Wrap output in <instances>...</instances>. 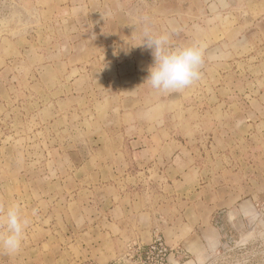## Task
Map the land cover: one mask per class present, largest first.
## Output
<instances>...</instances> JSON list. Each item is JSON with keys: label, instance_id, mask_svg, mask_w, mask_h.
<instances>
[{"label": "rangeland", "instance_id": "1", "mask_svg": "<svg viewBox=\"0 0 264 264\" xmlns=\"http://www.w3.org/2000/svg\"><path fill=\"white\" fill-rule=\"evenodd\" d=\"M145 27L202 43L200 79L152 89ZM12 202L30 223L0 264H182L215 228L206 264H264V0H0Z\"/></svg>", "mask_w": 264, "mask_h": 264}, {"label": "clouds", "instance_id": "2", "mask_svg": "<svg viewBox=\"0 0 264 264\" xmlns=\"http://www.w3.org/2000/svg\"><path fill=\"white\" fill-rule=\"evenodd\" d=\"M142 40L140 45L151 49L153 57L145 80L152 89L160 93H178L200 79L205 56L202 43L173 46L169 33L156 34L148 27L144 28ZM29 223L19 203L0 204V250L18 252Z\"/></svg>", "mask_w": 264, "mask_h": 264}, {"label": "crops", "instance_id": "3", "mask_svg": "<svg viewBox=\"0 0 264 264\" xmlns=\"http://www.w3.org/2000/svg\"><path fill=\"white\" fill-rule=\"evenodd\" d=\"M141 213L142 218L146 219L147 214L143 212ZM243 213L242 209H238V211L235 209L230 213L225 214V220H235L237 216L241 217V214ZM201 235H203V242L197 243V239L193 237L186 240V243L183 244L186 252L188 251L189 253H187L188 258L183 259L182 264H206L205 262L207 260V253L209 250L214 249L215 247L218 248L219 246L223 248V244L218 243L221 237H219V230L217 228L214 229V237L216 236L217 239L212 238L211 231H205V233H201Z\"/></svg>", "mask_w": 264, "mask_h": 264}, {"label": "built area", "instance_id": "4", "mask_svg": "<svg viewBox=\"0 0 264 264\" xmlns=\"http://www.w3.org/2000/svg\"><path fill=\"white\" fill-rule=\"evenodd\" d=\"M155 247L158 253L160 254L159 256L161 257L162 261H164V257L167 255V248L160 242L159 238H156L154 240V245L152 248Z\"/></svg>", "mask_w": 264, "mask_h": 264}]
</instances>
